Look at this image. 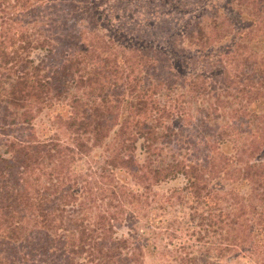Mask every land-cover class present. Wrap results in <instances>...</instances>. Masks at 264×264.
<instances>
[{
    "label": "trees",
    "instance_id": "16d2710c",
    "mask_svg": "<svg viewBox=\"0 0 264 264\" xmlns=\"http://www.w3.org/2000/svg\"><path fill=\"white\" fill-rule=\"evenodd\" d=\"M95 2L0 0V264H144L151 236L174 264H264V0L168 49Z\"/></svg>",
    "mask_w": 264,
    "mask_h": 264
},
{
    "label": "rangeland",
    "instance_id": "374dc122",
    "mask_svg": "<svg viewBox=\"0 0 264 264\" xmlns=\"http://www.w3.org/2000/svg\"><path fill=\"white\" fill-rule=\"evenodd\" d=\"M116 0H96L94 6L96 11H104L108 18L111 17L110 11L112 8L115 10L114 13L118 14V19H114V22L111 23L112 26H118L124 32L126 30H132L130 33L134 34L136 38H142L143 41L151 43L153 45H160L167 48V40H169V35H172L175 30H178L181 25H184L188 20H194L198 11L203 7L208 8L211 5H220L221 3H226L228 0H203L202 2H197L192 4L190 1L187 4H178L173 5L172 1L169 0H119V2H114ZM114 2V3H113ZM1 14V13H0ZM234 12L230 13L232 17ZM237 19H241L237 17ZM235 18V21H239ZM229 44V41L221 42L217 47L212 48L216 50L219 47H226ZM168 49V48H167ZM41 53L34 52L33 55L37 58ZM190 54V63L193 66H199L202 63L200 62L201 57L196 50L189 52ZM194 63V64H193ZM204 66V65H203ZM202 66V67H203ZM206 67V66H204ZM207 68V67H206ZM261 107V106H260ZM10 117V116H9ZM34 132L39 136H43L48 132V110H45L40 116H38L33 121ZM24 133V132H23ZM227 150V148H224ZM264 160V158H261ZM122 173H119L121 175ZM5 176H8V173H5ZM180 178H174L167 182L161 183L160 187L168 188L171 186H176L180 184ZM220 184L218 186L230 187L235 185H230L226 180L218 181ZM216 184V183H215ZM242 188V185L240 186ZM237 186L238 189H240ZM125 229L120 227L118 233L124 232ZM259 234H254L253 240H251L252 246H257L256 242ZM157 237V238H156ZM254 242H256L254 244ZM161 243H165V240L161 236H151L148 240V245L145 248L146 255L144 264H174L171 257L163 259L161 253L157 250L156 246ZM232 260V264H244L247 260L241 259V256L229 257ZM211 258L204 257L201 260ZM228 259V257L226 258ZM257 259V257H255ZM227 262V261H226ZM225 263V262H224Z\"/></svg>",
    "mask_w": 264,
    "mask_h": 264
}]
</instances>
